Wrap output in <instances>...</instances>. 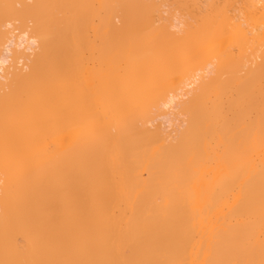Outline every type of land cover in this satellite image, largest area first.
Masks as SVG:
<instances>
[{
    "label": "bare ground",
    "instance_id": "bare-ground-1",
    "mask_svg": "<svg viewBox=\"0 0 264 264\" xmlns=\"http://www.w3.org/2000/svg\"><path fill=\"white\" fill-rule=\"evenodd\" d=\"M48 1L0 21V264H264V0Z\"/></svg>",
    "mask_w": 264,
    "mask_h": 264
},
{
    "label": "rangeland",
    "instance_id": "rangeland-1",
    "mask_svg": "<svg viewBox=\"0 0 264 264\" xmlns=\"http://www.w3.org/2000/svg\"><path fill=\"white\" fill-rule=\"evenodd\" d=\"M0 1L3 2V0H0ZM11 1H12V0H11ZM22 1H23V3L25 2V0H22ZM22 1H21V2H22ZM31 1H32V0L28 1V3H29V2H30V3L33 2V1H32V2H31ZM38 1H39V4H38V2L36 1L38 5L36 4L35 1L33 2L34 5H36L35 9L39 8V6H40V0H38ZM43 1H47V0H43ZM43 1L41 0V2H42L41 5H43ZM66 1H67L68 3H67ZM66 1H64V0H52V1L49 0V1H48V2H49V5H47L48 3L46 4V2H45V4H46L45 6H48V7L52 6V7H53L54 4H55V5H58V6H55V8H54V7H53V8L50 7L51 10L48 9V10H50V12H52V9H53V10H54V9L56 10V9L58 8V10H59V12H60V11L63 10V9L65 10V9H68V8H69V10H66V13H69L68 11H73V8L77 7V5H71V8H72V7H73V8L70 9V6H69V5H70V4H73V1H74V0H73V1L71 0L72 3H69L70 1H68V0H66ZM81 1H82V0H81ZM85 1H86V0H85ZM85 1H82V3L84 4ZM4 2H8V0H6V1H4ZM55 2H59L60 5H59L58 3H55ZM63 2H64V5L62 6L61 4H62ZM65 2H66V4H65ZM75 2H76V3H75ZM78 2H79V0H78ZM8 3H9V2H8ZM13 3H14V2H13ZM13 3H11V4H13ZM26 3H27V2H25V4H26ZM30 3H29V5H28V8H27V9H24V10L29 11L28 9H30L29 7H31V8H32V9H30V14H31V13H32L31 11L34 9V7H33V3H32V4H30ZM52 3H53V4H52ZM82 3H81V2L77 3V0L74 1V4H79L78 6H80V8H79L80 10H81L82 7H83V6L81 7V4H82ZM1 4H2V5H6L7 3H4V4H3V3L0 2V7H1ZM11 4H10V5H11ZM19 4H20V3H19ZM67 4H68V5H67ZM10 5H9V6H10ZM13 5L19 7V5H17V4H13ZM21 5L23 6L22 3H21ZM21 5H20V7H21ZM30 5H32V6H30ZM25 6H27V5H25ZM37 6H38V7H37ZM60 6H61V7H60ZM74 6H75V7H74ZM6 7H7V6H6ZM23 7H24V6H23ZM48 7H47V8H48ZM3 8H4V7H3ZM15 8H16V7H15ZM15 8H13V6H12V8H11L10 10L15 9ZM21 8H22V7H21ZM21 8H20V9H21ZM42 8H45V7L42 6ZM47 8H45V9L43 10L44 12L42 11L45 15H42L41 10H40V13H41L40 15H41V17H39L38 21H37V20H34V21L39 22L40 19L42 20V17H43V18L46 17V12H45V10L48 11ZM5 9H6V8H5ZM17 9H18V8H16V10H14V11H10L9 13H7L6 16H5V13H6V12L4 13V12L2 11V13H3V17H0V21H1V22H2V21L4 22L3 19L5 18L7 21H9V23H10V22L12 23V21L14 20L15 17L17 18V16H18L19 19H21V17H22V20H19V21H18V22L21 21V22L23 23V24H22V23L20 22V23H21L20 27H21L22 25H23V26L25 25V27L27 28V25H28V28L31 27V28H29V31H28V32L32 31V30L36 27V25H38V24L34 25L35 27L32 26V25H30V24H31V20L28 19V17H29V16H28L29 12L24 11V12H22V13H24V14H21V13H19V12H20V11H23V10L21 9V10L19 11V9H18V10H17ZM35 9H34V10H35ZM39 9H40V8H39ZM75 9H76V11H78V10H77L78 8H75ZM0 10H1V9H0ZM34 10H33V13L35 12ZM55 10H54V12H55ZM64 10H63L61 13L64 14V13H65ZM8 11H9V10H8ZM8 11H7V12H8ZM15 11H16L18 14H20L21 17H20L19 15H17V13H16ZM18 11H19V12H18ZM38 11H39V10H38ZM38 11H36L35 14L37 13V15H38ZM13 12H14L15 14H14ZM54 12H53V13H54ZM12 13H13V14H12ZM25 13H27L26 17H24V16H25ZM53 13H51V14H53ZM56 13H57V12H55V14H54V15H55V16H54V19H55L56 17H58L59 15H61V16L63 15V14H59V15H58V13H57V14H56ZM66 13L64 14V16L67 15ZM10 14H11V15H10ZM1 15H2V14H1ZM1 15H0V16H1ZM23 15H24V16H23ZM56 15H58V16H56ZM68 15H69V14H68ZM8 16H9V17H8ZM12 16H13V17L15 16V17L13 18ZM27 16H28V17H27ZM52 16H53V15H52ZM61 16L58 17L57 20L60 18V19L62 20V22H63V19L61 18ZM6 17H8V18H6ZM11 17H12V18H11ZM62 17H63V16H62ZM65 17H66V16H65ZM1 18H3V19L1 20ZM16 18H15V20H16ZM18 18H17V19H18ZM24 18H27V20L29 21L30 24L27 23V21H26V22L23 21ZM30 18H32L31 15H30ZM63 18H64V17H63ZM66 18H67V17H66ZM8 19H9V20H8ZM11 19H12V21H11ZM32 19H33V18H32ZM35 19H36V16H35ZM46 19H49V18L46 17V18H44L43 21H45ZM50 19H51V15H50ZM60 19H59V22H60ZM6 20H5V21H6ZM24 20H25V19H24ZM55 21H56V20H55ZM1 22H0V23H1ZM13 22H15V21H13ZM16 22H17V20H16ZM64 22H65V21H64ZM5 23H8V22H5ZM5 23H1V24H4V25L6 26ZM24 23H25V24H24ZM26 23H27V24H26ZM39 23H40V22H39ZM14 24H15V23H14ZM32 24H35V23L32 22ZM4 25H1V26H3V27H2L3 29L5 28ZM15 25H16V24H15ZM15 25H13V26H15ZM17 25H18V23H17ZM29 25H30V26H29ZM18 26H19V25H18ZM23 26H22V28H20L21 30L23 29L22 31H24V29H25ZM33 27H34V28H33ZM2 28H0V34H2V32H1V29H2ZM14 28H15V27H14ZM14 28H13V29H14ZM5 29H6V28H5ZM13 29H12V30H13ZM20 29H17V30L21 31ZM30 29H31V30H30ZM12 30L10 29V31H12ZM17 30H16V28L14 29L15 32H17ZM26 30H27V29H26ZM26 30H25V31H26ZM2 31H4V30H2ZM8 31H9V30H8ZM14 31H13V32H14ZM4 33H5V32H3V34H4ZM4 35H5V34H4ZM30 35H31V34H30ZM0 37H2V35H1ZM4 37L6 38V35H5ZM2 38H3V37H2ZM5 38H4V39H5ZM1 40H2V39H1ZM2 41H4V40H2ZM0 42H1V41H0ZM0 45H1V44H0Z\"/></svg>",
    "mask_w": 264,
    "mask_h": 264
}]
</instances>
